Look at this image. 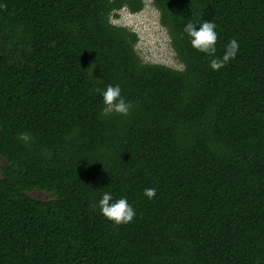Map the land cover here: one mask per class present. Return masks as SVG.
I'll return each mask as SVG.
<instances>
[{
	"label": "trees",
	"instance_id": "obj_1",
	"mask_svg": "<svg viewBox=\"0 0 264 264\" xmlns=\"http://www.w3.org/2000/svg\"><path fill=\"white\" fill-rule=\"evenodd\" d=\"M150 1L182 68L111 21L144 0H0V264H264V0ZM203 20L214 56L238 42L216 70L184 32Z\"/></svg>",
	"mask_w": 264,
	"mask_h": 264
},
{
	"label": "clouds",
	"instance_id": "obj_2",
	"mask_svg": "<svg viewBox=\"0 0 264 264\" xmlns=\"http://www.w3.org/2000/svg\"><path fill=\"white\" fill-rule=\"evenodd\" d=\"M153 15L158 16V13H154ZM152 23L159 27L155 19H153ZM197 24L198 27H195ZM215 27L216 25L210 20L200 22L189 21L184 27V32L191 37V45L212 56L209 60V65L213 70L219 69L230 58H233L238 49V42L233 38L228 41L220 57L214 56L213 54L216 52L215 41L217 38V33L214 31ZM161 31H163V28H161ZM97 91L101 94L104 105L107 106L103 111L114 110L123 115L128 114L131 102L126 101L121 95V89L118 84H109L104 89H97ZM155 192V187L143 189V195L149 199L154 196ZM96 203L99 206L100 213L116 224L129 222L135 215L132 205L128 203L127 198L124 196L113 199L112 194L106 191L102 193L101 198Z\"/></svg>",
	"mask_w": 264,
	"mask_h": 264
},
{
	"label": "rangeland",
	"instance_id": "obj_3",
	"mask_svg": "<svg viewBox=\"0 0 264 264\" xmlns=\"http://www.w3.org/2000/svg\"><path fill=\"white\" fill-rule=\"evenodd\" d=\"M154 13H158V10L150 0H144V5L139 11L132 12L124 7L116 12L117 15L111 17V21L127 26L136 33L135 49L144 61L182 68L170 45L167 31L159 22V13L158 16H154ZM153 19L159 27L152 23ZM2 163L3 159L0 157V165ZM28 194L37 199L50 198L47 192L37 188L28 190Z\"/></svg>",
	"mask_w": 264,
	"mask_h": 264
}]
</instances>
